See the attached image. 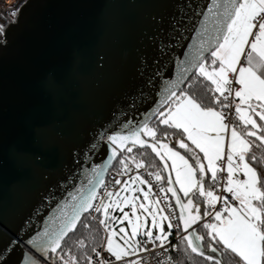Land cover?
<instances>
[{"label":"water","instance_id":"95a60500","mask_svg":"<svg viewBox=\"0 0 264 264\" xmlns=\"http://www.w3.org/2000/svg\"><path fill=\"white\" fill-rule=\"evenodd\" d=\"M212 2L28 0L22 7L5 29L7 46L0 47V264H15L17 254L5 252L8 241L57 232L64 213L90 191L98 192L99 181L129 147L147 149L157 159L180 217L177 198L188 201L162 152L158 156L131 141L117 148L107 136L149 124L160 108L163 94L157 92L169 82L182 80L183 89L195 73L190 62L209 39L199 13ZM161 42L171 45L165 55ZM210 54L205 51V57ZM149 78L154 87L146 84ZM102 131L107 134L97 139ZM169 178L175 196L168 191ZM198 222L187 232L181 225L184 235L196 233ZM201 250L204 255L194 254L222 262L217 253L202 245Z\"/></svg>","mask_w":264,"mask_h":264},{"label":"snow or ice","instance_id":"6c2138e0","mask_svg":"<svg viewBox=\"0 0 264 264\" xmlns=\"http://www.w3.org/2000/svg\"><path fill=\"white\" fill-rule=\"evenodd\" d=\"M199 15L204 16L206 22L203 26V32L209 34V39L202 41L198 55L190 62L191 67L195 70L197 76H202L210 81L214 86L213 91L220 93L227 100L228 96L232 95V85H238L235 90V97L239 103L235 106V111L238 114L239 120L247 127L251 125L252 129L262 130L257 121L253 119V115L259 117L260 121H264V0H213L207 6L206 12H201ZM211 18L208 21V18ZM209 23L211 28L209 29ZM175 27V25L173 26ZM7 46L6 33H0V47ZM171 48L170 44L161 42L159 52L161 55L166 54V49ZM205 51L211 53V64L218 65L208 70V65L205 63ZM187 55V53H186ZM102 59V57H101ZM188 69H185L187 71ZM231 74V77H230ZM156 77H160L161 73H155ZM180 82H169L157 92V95L162 98L157 101L160 108L153 113L157 116L159 124L166 125L168 128L182 130L187 140L198 148L203 153V159L207 161V169L204 168L200 159H196V166L193 167L188 163L184 156L179 152L173 151L167 144L159 143V150L156 143L147 144L141 139V136H147L155 139L156 130L149 127L147 122H143L134 130H129L128 135L120 133L108 135L107 139L117 148H123L126 143L131 141L132 145L139 144L141 147H150L156 155L160 156L163 153L162 159L167 157L171 161V171L175 173V183L180 186V191L185 197H189V193L193 190H198L199 195L205 197V205H213L219 199L213 191H205L203 179L205 171L212 174L213 182L216 181L217 167L216 162L222 159L225 149L224 136L222 132L226 131L227 125L224 123L225 117L221 112L215 111L211 107H204L199 103L194 96L189 95L186 91L179 90ZM146 84L154 87L153 78H149ZM55 80L50 81V87H55ZM227 93V95H225ZM134 106V103L130 107ZM222 107H229L228 104H223ZM215 133V136L210 135ZM107 131H102L98 134L97 139H102ZM247 136L255 137L261 143H264V135H257L256 131H248ZM179 147L191 152L192 149L183 140L178 141ZM95 143L91 145L95 148ZM251 150V145L243 135L238 133L235 127L231 130V140L227 144V182L223 191L230 193L231 199L238 202L239 207L227 205L222 212H226L227 216H223L221 211H217L212 217L214 222L204 223L203 227L207 230V235L212 241L222 245L224 249L230 250L240 258L243 264H264V177L258 174L257 170L250 166L246 160V154ZM128 152L132 148L127 149ZM115 150L112 151V156L115 157ZM238 157V162L234 160ZM39 159V157H36ZM256 159L255 156L252 157ZM125 162L121 160L123 165ZM143 165L137 163L136 167L140 168ZM165 162V168H167ZM199 169V177H197L196 169ZM223 170V169H220ZM243 174V179H238V174ZM151 175V173H150ZM157 181L161 180L160 174L155 175ZM133 183L139 181L143 184L144 181L139 176L132 178ZM103 183V181H99ZM117 184L121 181L117 180ZM127 184V182H125ZM168 191L175 192L171 187L172 181L169 178ZM163 191V189H161ZM111 203H104L96 207V211L100 212L103 209V214L107 216L109 208L121 207L118 199L119 193L108 192L105 194ZM96 193L90 191L87 196H84L78 203L72 206L71 213H64V221L61 228L55 233L45 231L43 234L37 233L24 243L20 242L22 237L8 241L5 246V252H15L17 258L15 264H42V261L37 257L45 256L51 251L56 253L60 248V242L64 236L76 227V223L80 220L82 212L93 208L92 200L95 199ZM117 197L114 199L113 197ZM75 200L76 197H73ZM147 199V194H145ZM123 203H130L127 197L123 198ZM141 208L145 205L141 204ZM177 207L180 208L179 224L183 226L185 232L201 219L199 215V205H194L192 198L188 199L186 204L181 203L177 198ZM195 209V213L191 211ZM135 205L133 204V215H135ZM162 211L161 209H153L152 223L153 226L160 229L161 234L155 235V240L160 242V247L164 248L167 237L170 233H165L157 221L155 212ZM187 213V216L185 215ZM204 216L209 213L205 208ZM115 219V217H112ZM122 219H128V214L124 213ZM139 217H137V220ZM167 220L169 217L161 215L159 218ZM131 227V235H128L125 228L119 229L120 233H125L121 239L123 244L115 243V231H110L105 219L100 220V224L105 227L107 234L105 251L109 254L107 259L101 258L97 264H124V258L134 255L138 249L137 236L141 225L134 224L131 220L128 221ZM87 227V225H86ZM173 225L168 224L171 229ZM145 234L149 241L153 238L151 229H147ZM194 237V238H193ZM186 241L187 249L197 255H204L201 250L200 241L203 237L195 232L188 233L182 237ZM81 246H82V242ZM173 249L176 245H171ZM212 253H216L218 249L211 243L208 245ZM93 252L96 249L93 248ZM100 253L96 252V256L100 257ZM114 258V260L112 259ZM205 259H214L212 256H207ZM71 264H76L75 258L70 257ZM169 260L171 258L169 257ZM4 264H8L4 261ZM88 264H93L92 260H88ZM128 264H142L138 261H128ZM215 264H222L220 260H215Z\"/></svg>","mask_w":264,"mask_h":264},{"label":"trees","instance_id":"16d2710c","mask_svg":"<svg viewBox=\"0 0 264 264\" xmlns=\"http://www.w3.org/2000/svg\"><path fill=\"white\" fill-rule=\"evenodd\" d=\"M211 60L212 58L210 54L206 57L205 60V63L208 65V67ZM213 67H216V65H213ZM212 89L213 85L204 77H198L195 72L189 78L186 85L181 91H186L189 95L194 96L195 99L202 104V106L211 107L214 110L218 111L222 108V102L219 99V94L217 92H214ZM253 118L257 121L258 125L264 128V121H260L259 117L257 116H254ZM148 125L149 127L156 130L157 135L155 139L151 137H145L146 139L156 143L158 146L159 143L167 144L168 146L188 158V160L194 167L196 166V159H194V156L198 157L199 153L180 130L168 128L166 125L159 124L157 116ZM236 130L238 131V133L243 135L251 145L250 152L246 154L247 162L250 164V166L254 167L257 170L259 175L264 177V143H261L255 137L246 135L248 131H256L257 135H264V131L252 129L251 125H248L247 127L242 125L241 128H238ZM181 140L189 145V147L192 149L191 152H188L185 149L179 147L178 141ZM131 148V152H128L126 150L123 154L118 155L110 171L117 170L120 166L122 157L124 155H128L137 162L141 163L153 175H156L157 173L160 174L161 180H159L158 182L165 190V175L157 159L147 149L140 150L134 147ZM253 156L256 157L255 160L252 159ZM196 172L197 177H199L198 168L196 169ZM210 181L211 178L208 177L205 171L203 179L205 191L210 190ZM190 197L192 198L194 205H199V215L201 216V219L196 224V233L197 235L203 237V240L201 241L203 249L208 250V245L211 243L218 249L216 253L221 258L223 264H243L238 256H236L230 250L224 249L223 246L218 244L217 242L212 241V239L207 235V230L203 227V224L207 223L206 221H204V218L206 216L203 215L205 208L209 212L208 205H205L204 203L205 197L200 196L199 191L195 190L194 192L189 194V197L183 196V201L187 202ZM168 199L170 200L169 197ZM170 203L172 204L171 200ZM191 211L195 213V209H192ZM174 212L179 225L178 231L179 233H183L175 208ZM97 217H100V212L97 213ZM164 230H166L165 224ZM102 240V231L91 219L90 213L88 211L76 223V227L69 231L68 234L63 238L62 242L60 243V248L57 249L56 253H52L51 251H49L46 254V258L39 257V259L42 261V264H71L70 257H74L76 264H88V260L93 251V248L99 246ZM80 242H82V246ZM186 244L187 242L183 241L182 238L176 243V250L172 253V259L176 264H215L214 260L205 259L192 253L190 249H187Z\"/></svg>","mask_w":264,"mask_h":264},{"label":"built area","instance_id":"2783aa9c","mask_svg":"<svg viewBox=\"0 0 264 264\" xmlns=\"http://www.w3.org/2000/svg\"><path fill=\"white\" fill-rule=\"evenodd\" d=\"M28 0H0V33H4L5 29L17 19V16L22 9V7L27 3ZM231 77V74H230ZM232 95L228 96V99L225 100L224 96L219 93V99L223 104H228L229 107H222L219 112L225 117L224 123L227 125L225 134L235 127L236 129L242 127V122L238 118V114L235 111L236 100H235V90L238 88V85L233 84L232 86ZM227 95V93H225ZM125 163L122 165L120 161V166L115 171L108 172L105 180L101 184L98 192L96 193L95 199L92 201L94 205L93 208L89 209L91 219L97 224L103 234V240L101 244L95 247L96 252H99L100 257L96 256V252L91 253L89 259L92 260L93 264H97L98 260L101 258L107 259L109 254L105 251L106 237L107 233L105 228L100 224V220L97 217L96 207L101 204V201L105 199L106 193H114L117 191L125 182L131 181L133 177L139 176L141 180L144 181L146 187L151 191L149 195L152 197V200L156 202L164 215L169 217L165 220V232L170 233L167 237V241L164 244V248H167L168 251L165 252L160 247V242L156 241L153 237L151 241L147 237H139L138 249L143 248L144 251L137 250L134 255H130L124 258V264H128V261H138L142 264H176L172 259V253L175 252L176 248L173 249L171 245H176V243L184 236V233H179L178 221L174 212V207L170 203L166 192L162 185L155 179L150 171H148L144 166L137 168L136 164L139 163L128 155H124L122 159ZM234 160L238 162V157H235ZM227 158L225 153L222 156V159L218 163V170L216 174V181L213 182V179L210 181V190L219 197V199L213 205H208L209 215L204 218V221L212 222V217L217 211H221L225 208L226 202L227 205L233 207H239L238 202L231 199L230 193L223 191V188L226 184L227 179ZM223 169V170H220ZM151 173V175H150ZM238 179H243V174L240 173L237 176ZM121 181L120 184H117L116 181ZM139 182V181H138ZM163 189V191L161 190ZM108 199V198H107ZM106 202V201H105ZM226 212H222V215H225ZM171 223L173 227L168 228V224ZM109 227V225H108ZM169 257L171 260H169ZM114 260V258H112ZM120 264V262H117Z\"/></svg>","mask_w":264,"mask_h":264},{"label":"rangeland","instance_id":"374dc122","mask_svg":"<svg viewBox=\"0 0 264 264\" xmlns=\"http://www.w3.org/2000/svg\"><path fill=\"white\" fill-rule=\"evenodd\" d=\"M149 192L151 191L146 187L144 183L136 186L134 189H131V190L129 189V186H124L114 192V194L115 193L120 194L118 199L120 200L121 207L109 208L107 216L103 214V209L100 211L99 220L105 219L106 223L109 225L108 227L109 230L115 231L116 233V235L114 236L115 243H119L122 245L124 242L121 239V237L125 236V233H120L119 229L121 227L125 228V231L128 235H131L132 229L131 227H129V223H128L129 220H131L134 224L139 223L141 225L139 229V234L137 236L138 241H139V237L148 238V236L145 234L147 229L152 230L154 234L153 235L154 238H155V235L161 234L160 229L154 227L152 223L153 209H161V208L156 202L152 200V197L149 195ZM145 194H147V199H145ZM125 197L129 199L130 203L128 204L123 203V198ZM113 198L117 199V197L115 196ZM105 203H111V201L107 199ZM133 204L135 205V208H136L135 215H133ZM141 204H144L145 207L141 208L140 207ZM124 213L128 214V219H122L124 216ZM155 215L157 217L158 223L160 224V228H162L163 231L165 232L164 230L165 220L161 221L159 219L161 215L165 216L163 211L155 212ZM112 217H115V219H112ZM137 217H139L138 220H137ZM212 222L207 221V223H212Z\"/></svg>","mask_w":264,"mask_h":264},{"label":"crops","instance_id":"0c3cea01","mask_svg":"<svg viewBox=\"0 0 264 264\" xmlns=\"http://www.w3.org/2000/svg\"><path fill=\"white\" fill-rule=\"evenodd\" d=\"M216 66H218V65H216ZM212 67H213V65L211 64V62L209 63V67H208V70L209 71H211V69H212ZM210 82V81H209ZM211 83V82H210ZM214 87V86H213ZM239 87V86H238ZM218 93V92H217ZM219 94V93H218ZM235 100H236V104H238L239 103V100H238V98H235ZM215 111H217V110H215ZM218 112H219V110H218ZM255 115H253V117H254ZM254 119V118H253ZM181 132H182V130H180ZM183 133V132H182ZM210 135H212V136H215V133H210ZM221 135L222 136H224V143H225V149H224V153H225V155H226V158H227V144H228V142L231 140V131H229L228 133H227V135L225 134V131L224 132H222L221 133ZM184 136H185V134H184ZM186 137V136H185ZM189 141V140H188ZM190 143H191V141H189ZM194 146V145H193ZM169 148H171L170 146H168ZM195 147V146H194ZM173 151H176V150H174L173 148H171ZM197 149V151H198V153H199V156H198V158L200 159V161H201V163L203 164V166H204V168L205 169H207V161L206 160H204L203 159V153L202 152H200V150L198 149V148H196ZM178 152V151H177ZM180 153V152H179ZM163 154V153H162ZM180 155H182L181 153H180ZM182 156H184V155H182ZM185 157V156H184ZM166 160H167V157H164ZM235 158V157H234ZM185 159L188 161V163L190 164V165H192L191 163H190V161L188 160V158H186L185 157ZM167 162H168V164H169V167H170V170H171V161L170 160H167ZM220 162V160L219 161H217L216 162V167H217V169H218V163ZM193 166V165H192ZM228 166V165H227ZM194 167V166H193ZM171 173H172V176H173V179H174V182H175V180H176V176H175V173L173 172V171H171ZM206 173H207V175H208V177L209 178H211L212 179V174L210 173V172H207L206 171ZM227 178H228V173H227ZM226 181H227V179H226ZM176 184V183H175ZM138 185H140V183L138 182V181H136L135 183H133V180H131V181H128L127 182V184H125V183H123V185L120 187V188H122V187H124V186H129V189L131 190V189H134L136 186H138ZM176 186H177V188H178V190L180 191V186L178 185V184H176ZM119 188V189H120ZM195 191V189L193 190V192ZM180 193L184 196V193L182 192V191H180ZM192 193V192H191ZM190 194V193H189ZM225 216H227V213H225ZM214 222V221H213Z\"/></svg>","mask_w":264,"mask_h":264}]
</instances>
